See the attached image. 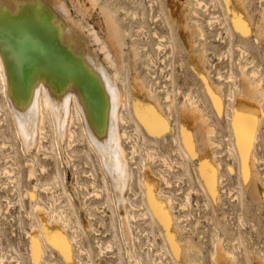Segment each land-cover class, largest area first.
I'll use <instances>...</instances> for the list:
<instances>
[{"label": "bare ground", "instance_id": "bare-ground-1", "mask_svg": "<svg viewBox=\"0 0 264 264\" xmlns=\"http://www.w3.org/2000/svg\"><path fill=\"white\" fill-rule=\"evenodd\" d=\"M79 1L81 3L83 1V16L90 13L96 8V4L101 2L100 13H98L101 14L100 30L104 32L106 40H101L94 28L90 33L94 35L95 41L101 42L103 58L99 57L90 40L83 33L84 26L72 17L62 1L0 0V92L3 94L5 102L4 107L0 105V122H7L9 115L12 117L16 134L25 153L36 145L40 149L42 139L47 137L45 135L47 121L54 129V143L57 148H60V143L65 139H68V147L71 148L72 142L78 135L77 131L80 129L83 136L81 137L84 138L82 140L99 157L108 177V183L115 195V205L120 219L119 230L121 237L129 247L126 249L128 258L133 259L137 264L138 261L132 249L133 232L130 221L131 219L138 220L136 217L143 216L144 219L149 220V225L157 223L161 227L172 258L182 264L181 255L191 252L201 254L202 250L190 239L182 240L180 238L181 232L186 233L185 227L180 224L185 218L181 217L183 215H177L174 211L173 204L177 201L176 197L171 191L167 192L162 188L163 184L170 187L171 181L163 172L156 173L151 166L142 163V172L139 174L138 183L144 201L139 206L130 201V207L140 211L139 214L130 213L126 206L129 200L125 197V192L132 190L131 183L133 181L129 157L130 160L136 162L133 158L138 153V144L134 142L131 145L129 156L123 140L132 141L133 136L127 130V124L135 123V121L150 137L156 140L165 139L168 134L173 133V144L178 147L173 150L178 152L183 159L196 160V181L200 183L207 196L213 202L218 203L221 199L222 185L225 179L221 172V160L213 159L216 155L210 151L211 148H219L221 145L213 139L215 132L214 127L210 124L211 118L206 112L204 113V108L190 91L182 96L183 100L179 105V116L177 117L173 111L175 108L173 90L165 87L167 105H164L166 101L161 102L156 97L150 83L137 71H135L128 89L126 78L125 82L120 80L119 70L115 68L114 54L109 50L110 47L115 48L116 56L123 50L120 37L124 31L118 22L116 8L108 7V0L104 2H102L103 0ZM223 3L234 33L244 40L255 36V44H261L264 48V5L258 11L257 23L253 24L248 11L250 4L248 0H223ZM208 4L214 8L217 6L216 0H212L211 3L205 0H194L190 12L192 17L185 14L183 7L180 6L182 9L179 15L186 19V23L182 22V26L187 30L189 48L190 46L191 48L196 47L195 38H200L203 41L208 40L203 28L204 24L208 28H213L215 23H218V16H215V13L211 14V7ZM200 9L204 13H208L207 19L199 16L197 10ZM168 13L169 17L173 18V23H176L174 18L176 13L170 8H168ZM136 16L134 15V18ZM189 21H193L195 25L191 26ZM138 28L142 30L144 27L140 24ZM163 37L157 36L158 43L155 46L158 52L164 51L163 42L166 37L164 39ZM167 45H171V43L168 42ZM136 48L139 49V47ZM238 50H240L241 57L245 58L246 49L240 46ZM206 52L207 49L203 45L197 54H191L193 56L192 71L194 70L199 77L216 115L219 118L228 119L234 137V144L229 143L230 152H228L230 159L233 157L236 164L235 169L243 189H246L249 200L253 204L257 205L259 209L264 208V159L257 152L260 132L264 125V76L260 74V68H251L252 61L246 62L247 59H244L236 62L239 79L233 72L224 75L219 70L217 72L219 82H215L207 67L210 63L207 57L208 52ZM146 58L151 64L156 62L154 56L148 52ZM148 67L149 65L145 66L147 71H149ZM222 81L231 82L233 91L226 94ZM141 96L146 98L147 103L141 101ZM237 115L240 117L245 145L243 154L237 143L234 126V119ZM200 121L203 123L204 132L202 147L195 133L197 124L202 126ZM154 150L152 147H146L149 156L156 157L158 155ZM50 154L44 153L47 156ZM67 154L71 155L68 152ZM47 156L44 157L49 158ZM50 157L54 156L51 154ZM159 159L169 169L173 168L172 163H168L163 156H160ZM183 163L177 162L179 167L181 166L182 170L186 171V164ZM26 165L32 169L36 166L31 161H27ZM9 167L11 168V166ZM137 167L136 163L135 168ZM6 168L4 173L15 177L14 168ZM45 171L46 169L43 167L42 172ZM232 171L234 172L233 168ZM29 179H36L34 172L30 171ZM12 180L14 183H19L17 176ZM79 186L82 185L79 184ZM92 187V196L100 198L101 191L96 189L94 182H92ZM41 188L52 193L53 199L48 201L49 208L42 201H36V192ZM62 188L60 178L56 176L52 182L42 185L36 182L28 190V197L35 201L33 209L38 212V221L32 222L30 231L27 233L29 255L35 264L37 262L41 264V261L45 259L47 246L57 251L67 264H76L78 260L73 252L75 248L73 244H76L80 253L85 250L81 245L82 238L76 224L73 225L70 223L71 220L65 219L67 214L70 215V203L62 202L61 197L65 195ZM13 190L15 191V187ZM188 193L186 194L188 195ZM19 201L21 204L20 196ZM56 204L59 205L58 210L54 208ZM178 204L184 210L187 206L190 208L189 197L186 196L185 200H180ZM157 208H159V212ZM48 209L50 210L48 211ZM87 210L88 213L91 211L90 208ZM50 211L51 215L48 214ZM89 215L92 216L91 212ZM29 216L30 219H33L31 214ZM94 232L96 233V230ZM189 232L192 233L191 230ZM69 233H72L73 236H70ZM213 240L210 257L215 264H235L236 253L229 248L225 240L218 235ZM114 244H117L116 234L106 244L98 242L97 247L103 253V249L112 248ZM251 249L248 254L254 253L255 255L254 257L250 256V263L264 264L263 251L254 250L255 247ZM12 255L10 253L11 259L15 258L17 261L16 258L19 257ZM5 259L6 256L0 253V264H5ZM98 261L96 264H100ZM81 264L86 263L81 261ZM116 264H123L121 256L118 257Z\"/></svg>", "mask_w": 264, "mask_h": 264}, {"label": "rangeland", "instance_id": "rangeland-1", "mask_svg": "<svg viewBox=\"0 0 264 264\" xmlns=\"http://www.w3.org/2000/svg\"><path fill=\"white\" fill-rule=\"evenodd\" d=\"M59 1L66 5L72 17L84 26L83 33L88 37L99 57L103 58L104 53L101 50V42L95 41L94 35L90 33L91 29L94 28L101 40H106L104 32L100 30L101 14L98 13H100L99 6H101V2L96 4V11L92 8L94 11H90L91 14L88 13L83 16V1L82 3L79 0ZM104 1L107 0L102 2ZM205 1L212 2V0ZM248 1L250 3L248 11L251 16V22L255 24L258 21V11L264 5V0ZM107 2L108 7L111 9L116 8V16L119 18L118 22H120L124 31L120 37L123 43L122 52H119L116 56L115 48H109L111 53L114 54L115 68L119 70L120 80L122 81L126 78L127 88L129 89L133 75L137 71L150 83L156 97L161 102L166 101L165 87L173 90L175 106L173 111L177 117L179 116V105L183 100L182 96L190 91L204 108V113L206 112L211 118L210 124L214 127L215 132L213 139L221 145L219 148H211L210 151L216 155L213 159L221 160V172L224 174L225 179L222 185L221 199L218 203H215L207 196L200 183L195 179L196 160L193 161L191 160L192 158L183 159L178 152L173 150L178 148L173 144V133L168 134L165 139L156 140L150 137L136 121L135 123L131 122L127 124V130L133 136L132 141L123 140V144L130 156L131 145L137 142L138 153L133 158L136 162L130 160L129 157V165H131L129 167L133 171V181L131 183L132 190L125 192V197L129 200L126 206L130 213H140V211L133 210L130 207V201L138 206L144 201L138 178L142 172V163L147 164L152 167L154 172L166 174L171 181L170 187L163 184L162 188L167 192L171 191L176 197L177 201L175 200L176 203L173 204L174 211L177 215H183L181 217L185 218L180 224L185 227L186 233L181 232L180 238L182 240L190 239L193 244L198 245L202 250L201 254L191 252L190 254L181 255L180 261L182 264H215L210 257V252L214 242L213 238L216 235L223 238L229 248L236 253V263L251 264L249 258L251 255L254 257L255 254L249 253V255L248 252L252 247H255L254 250H262L264 254V208L259 209L257 205L249 200L246 189H243L238 179L235 169L236 164L232 156L230 159V151L228 149L229 143L234 144V137L228 124V119L219 118L214 112L199 77L194 70L192 71L191 61L193 56L191 54H197L198 50L204 45L208 52L206 53L210 64L207 67L211 72V78L215 82H219L217 79L219 70L224 75L233 72L236 78L239 79L236 62L244 59H247L246 62L252 61L251 68H260V74L264 76L263 46L255 44V36L244 40L234 33L229 16L224 9L223 0H216V8L208 4L211 7V14L215 13V16H218V23L216 22L213 28H208L204 24L203 28L208 40L203 41L200 38H195L197 41H195L196 47L191 48L190 46L191 50H189L190 44H188L187 30L182 26V22L185 21L186 23V19L179 15V12L182 9L180 6H182L184 13L192 17L190 12L193 8L194 0H108ZM168 8L176 13L174 15L176 23H173V18L169 17ZM197 11L199 16L201 15L200 17L207 19L208 13H204L201 9ZM133 13L135 16L137 15L135 18ZM141 13L144 18H142ZM188 23L191 26L195 25L193 21ZM140 24L144 27L142 30L138 28ZM156 34L160 37L164 36L163 39L166 37L163 42L164 51L158 52L156 49L158 43ZM168 42L171 45H167ZM240 46L246 49L245 55L243 54L245 58L241 57L240 50H238ZM136 47H139V49ZM171 48L172 51H170ZM147 52L154 56V61H156L154 64H151L146 58ZM146 65H149V71L145 68ZM222 83L226 94L233 91L231 82L222 81ZM141 98V101L147 103L145 97V99L142 96ZM0 105L5 106L1 92ZM164 105H167V101L164 102ZM7 120V122H0V253L6 256L5 264H35L29 255L27 233L30 231L32 222L38 221V212L33 209L35 201L28 197V190L32 188L34 183L38 182L41 185L50 183L56 176L60 178L62 189L65 191V195L61 197L62 202L65 204L70 203V210L68 209L70 215L67 214L65 219L71 220L70 223L73 225L76 224L82 238L81 245L85 249L83 250L84 252L82 251L83 253H80L76 244H73L75 247L73 252L78 258L76 264H81V261L86 264H96L98 260L100 264H116L120 256L123 264H135L133 259L128 258L129 255H127L126 249H129V247H127L121 237L119 230L120 219L115 205L116 199L108 183V177L99 157L83 141L84 138H82L80 129L78 131L76 129L78 135L72 142L71 148L68 147V139L63 140L59 145L60 148H57L54 143V129L50 122L47 121L45 125V135L47 137L42 139L40 149L36 145L25 153L23 145L16 134L12 117L9 115ZM200 123L202 126L197 124L195 133L202 147L204 132L202 129L203 123L201 121ZM2 139H5V142ZM199 142L197 143L199 144ZM258 146L257 152L264 159V125L260 132ZM146 147L154 148L158 155L156 157L149 156ZM46 152L47 155L51 153L54 157H50L51 154L49 156L44 155ZM67 152L71 155L67 154ZM160 156H163L168 163H172L173 168L169 169L166 167L160 161ZM27 161L35 163L36 166L32 169L26 165ZM177 162H184L186 171H183ZM136 163L138 164L137 168H135ZM9 166L14 168L13 171H16L14 175L18 177L19 183L12 182V179L15 178L14 176L4 173L5 167H7L6 169H11ZM43 167L46 169L45 172H42ZM30 171L35 173L36 179H29ZM92 182L95 183L96 189L101 191L100 198L92 196ZM79 184L82 186H79ZM14 187L15 191L13 190ZM41 189L36 192V201H42L49 208L48 201L53 199L52 193L44 191L43 188ZM56 194L58 195L59 191ZM19 196L22 205L20 204ZM186 196L189 197L190 208L187 206L184 210V208H180L178 203L180 200H185ZM54 208L58 210L59 205H54ZM87 208L91 210L92 216L89 215L91 216L90 218L88 216L90 212L88 213ZM178 209L181 210L179 211ZM28 214H31L33 219H30ZM48 214L51 215V211ZM136 218L138 220L131 219L130 223L133 232L132 249L138 261L137 264H161V261H163V264H181L172 258L161 227L157 223L149 225V220L144 219L143 216ZM93 228L94 230H92ZM95 230L96 233L94 232ZM190 230L192 233L189 232ZM69 234L73 236L72 233ZM115 234L117 244H114L112 248L103 249L104 252L102 251L103 253H101L97 247L98 242L106 244ZM10 253L14 257H19L16 259L20 263H17L18 260L16 261L15 258L12 260ZM188 255L189 257H187ZM41 264L67 263L57 251L47 246L45 259L41 261Z\"/></svg>", "mask_w": 264, "mask_h": 264}, {"label": "snow or ice", "instance_id": "snow-or-ice-1", "mask_svg": "<svg viewBox=\"0 0 264 264\" xmlns=\"http://www.w3.org/2000/svg\"><path fill=\"white\" fill-rule=\"evenodd\" d=\"M234 126L236 128L237 143L239 144L240 149H241V153L243 154L245 145H244V139H243L242 132H241L240 117L238 115L234 119ZM245 159H247V158H245ZM153 203H155V201H153ZM157 211L159 212V208H157ZM161 215H162V213H161ZM37 264H38V262H37Z\"/></svg>", "mask_w": 264, "mask_h": 264}]
</instances>
